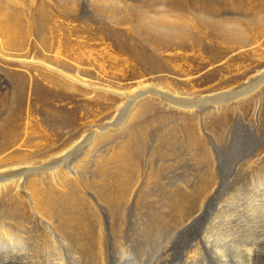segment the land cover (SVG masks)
<instances>
[{"label": "bare ground", "instance_id": "obj_1", "mask_svg": "<svg viewBox=\"0 0 264 264\" xmlns=\"http://www.w3.org/2000/svg\"><path fill=\"white\" fill-rule=\"evenodd\" d=\"M34 1L0 0V29L20 27L17 16L24 12L26 4L32 5ZM42 2L39 0L41 8L37 15L40 18L46 17ZM92 2L95 5L103 2L105 8L108 3L104 2L122 7L117 0ZM239 3L234 2L233 5L237 7ZM133 6L135 13L146 17L148 25L163 31L169 40L175 38L179 47V42L197 39L192 30L186 32V28L191 26L189 21L194 26L198 20L205 24L211 22L210 18L222 17L215 22L232 30L237 26L235 19H225L223 13L204 10L200 5L182 6L177 4V0H147ZM127 9L131 6L128 5ZM114 11L107 9L106 13L112 15ZM248 11L245 14H249ZM252 13L253 16L247 15V21L256 23L258 13ZM5 51L0 38V58L24 65L39 62L25 57L15 58L14 53ZM45 62L42 64L60 74L59 77L76 84L83 83L93 90L102 89L118 95L122 103L116 107L112 119L95 125L89 135L85 134L67 148L54 153L60 143L55 141L64 138V129L78 124V105L65 109L64 104H60L70 100L72 94L65 92V86L53 81V86L46 88L30 75L10 77L14 86L12 101L16 108L11 120L0 128V264H264V171L255 167L250 169L251 164L245 169L222 168L223 171L214 180L212 173L203 170L195 176L186 166L183 170H188L179 174L180 177H176L175 173L160 177V180L155 172L148 179H138V163L134 160L145 154L149 126L139 130V141L132 154L118 155L120 162L116 163L119 167H109L113 163L109 156H94L93 160H89L94 149L105 140L101 138L124 128L138 105L142 108V118L150 110L158 108L157 103L168 109L198 110L205 117H211V113L223 111L230 103L249 95L264 81V70L258 71L241 90L192 96L170 86L144 83L130 92L100 88ZM5 81L0 76V100L6 98ZM146 97L154 98V103L147 102L141 106L140 101ZM39 104L49 111L50 115L46 118L55 133L50 129L49 135L44 136L43 124L39 128L37 123V126L23 123L28 112L25 109ZM69 112H74V115L71 117ZM201 119L204 123L205 118ZM192 129L191 126L187 133H192ZM29 132L44 133L38 143L25 152L29 158L45 156L38 158V166L18 161L28 158L17 156V152L27 150L23 143L30 140ZM51 136L56 139L52 140ZM47 140H51L50 143ZM243 160L239 157V162ZM90 161L94 171L87 173ZM70 165L76 166L72 173ZM241 166L244 167V162ZM149 168L158 172L152 163ZM206 170H209L208 167ZM23 194L27 195V199ZM23 202H27L29 209L36 214L35 223L26 220L27 211L22 206Z\"/></svg>", "mask_w": 264, "mask_h": 264}, {"label": "rangeland", "instance_id": "obj_2", "mask_svg": "<svg viewBox=\"0 0 264 264\" xmlns=\"http://www.w3.org/2000/svg\"><path fill=\"white\" fill-rule=\"evenodd\" d=\"M92 1L43 0L46 17L40 18L37 13L41 6L39 0H35L32 5L26 4L22 10L24 12L17 16L20 27L13 30L0 29L5 52L14 53L15 58L39 61V64L24 65L0 58V76L6 80V98L0 100V128L5 127L15 114L16 105L12 101L14 86L10 77L19 75H30L46 88L52 87L53 82L65 86V92L72 94V97L60 104H64L65 109L78 105V124L64 129V138L55 141L60 143L54 153L67 148L85 134L89 135L95 125H102L114 117L116 107L122 103L118 95L102 89L93 90L83 83L76 84L63 76L59 77L60 74L42 64L45 61L78 77L84 83L100 88L130 92L144 83L170 86L192 96H206L230 89L241 90L258 71L264 70V0H228L230 3L227 0H177V4L182 6L200 5L204 10L223 13L225 19H235L234 23L237 24L232 30L215 22L217 19L222 20V17L210 18L211 22L205 24L198 20L194 26L189 21L191 26L186 28V32L192 30L197 34V39L179 42L181 47L176 45L175 38L169 40L163 31L148 25L142 13L132 10L136 9L133 4L147 0H117L121 8L113 6V3L109 5V2H104L108 3L106 8L103 2H98L96 5H102L96 7ZM234 2H240L238 8L233 5ZM128 5L131 9H127ZM253 8L258 13L256 23L247 21L253 16ZM107 9L118 11L110 15L106 13ZM247 11L249 14H245ZM48 78L51 80H46ZM147 102L154 103V98L146 97L140 101V105ZM41 104L25 109L28 112L23 123H37L39 128L43 124L46 134L29 132L30 140L23 143L24 147H28L27 150L17 152V156L28 157L18 161L30 162L32 166H38L37 160L45 156L29 158L25 152L38 143L40 136L49 135L48 131L54 129L49 126L46 118L50 115L49 111ZM55 105L59 106L57 103ZM156 106L158 108L150 110L142 118V108L138 105L132 119L125 122L124 128L116 134L110 133L108 137L101 138L108 141L99 144L89 160H93L94 156H109L108 159L111 158L114 163H110L109 167H119L116 163L120 162L118 155L132 154L139 141V130L149 126L145 154L134 160L138 163V179H148L155 172L159 174L160 180L175 173L176 177H180L188 170H183L186 166L195 176H199L197 173L203 170L210 172L214 180H217L218 173L223 169H245L249 168L248 164L252 165L250 169L255 167L264 171V81L246 97L227 105L223 111L211 113V117H205L198 110L168 109L161 103ZM54 108L58 112L57 107ZM69 113L71 117L74 115V112ZM201 118H205L204 123ZM191 126L192 133H187ZM51 137L52 140L56 139L55 136ZM66 140L67 145L64 143ZM50 141L47 140V143ZM239 157L244 160L239 162ZM243 162L244 167L241 166ZM151 163L158 172L150 171ZM120 164L122 166V162ZM92 165L90 161L87 173L94 171L90 167ZM158 166L162 168L158 169ZM207 167L209 170H206ZM75 168L70 165V172ZM23 197L27 199V195L23 194ZM22 206L26 207V220L35 223L36 214L29 209L28 203L23 202Z\"/></svg>", "mask_w": 264, "mask_h": 264}, {"label": "clouds", "instance_id": "obj_3", "mask_svg": "<svg viewBox=\"0 0 264 264\" xmlns=\"http://www.w3.org/2000/svg\"><path fill=\"white\" fill-rule=\"evenodd\" d=\"M20 243H21V245H23L24 244L23 240H21Z\"/></svg>", "mask_w": 264, "mask_h": 264}]
</instances>
